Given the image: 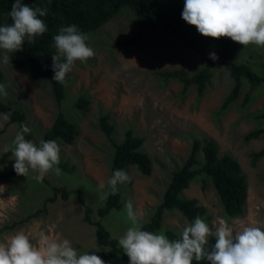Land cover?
I'll return each instance as SVG.
<instances>
[{
	"label": "rangeland",
	"instance_id": "374dc122",
	"mask_svg": "<svg viewBox=\"0 0 264 264\" xmlns=\"http://www.w3.org/2000/svg\"><path fill=\"white\" fill-rule=\"evenodd\" d=\"M134 27L133 14L122 8L114 18L88 34V46L93 49L94 56L83 62H74L60 107L79 132L72 144L55 141L61 161L73 168L70 171L59 168L57 173L58 167L54 165L42 181L35 179L37 173L32 170L25 177L16 175L0 181V242L23 231L34 247L41 250V233L53 240H69L78 255L91 254L97 249L94 226L83 220V206L74 191L66 199L58 196L47 204L45 212L27 222L9 229H3V226L38 208L43 198L52 193V187L81 188V199L91 207V218L97 219L96 209L103 204L107 194L113 154L112 144L99 129L101 114H106L113 123L115 141H121L124 131L130 128L134 134L143 137L142 149L152 159L149 175H141L133 166L122 169L131 178L118 184L122 207L111 210L102 219L112 236L119 240L132 226L125 207L129 200L139 225L149 219L161 200L171 172L186 158L192 138L204 136L217 143L220 154L228 153L239 162L247 180L244 212L238 217L224 216L211 183L207 181V186L201 188V177L191 181L182 195L195 198L206 208V216L202 219L213 231L221 221L226 222L234 234L241 224L259 226L264 230V156L256 161L255 166L249 164L250 152L264 146V134L244 140L247 132L264 126V120L254 118L264 110V84L255 89L256 94L246 108H240V98L247 86L227 111L217 115L232 85L228 66L216 64L212 67L211 82L202 95L198 96L194 87L182 94L178 81L164 80L154 71L177 70L190 75L203 65L202 59L182 47L179 41L163 34L153 35L137 47L111 46L112 42L127 37ZM237 45L233 60L248 62L256 72L264 74L262 47ZM5 57L6 51L0 49V69L4 73L7 93L1 94L2 98L15 99L25 110L24 126L30 129L31 141L38 146L43 131L54 119L57 105L46 81L31 79L24 71L14 69ZM79 95L90 101L85 112L74 106ZM4 122L0 114V128ZM18 131L17 123H10L0 133V156L5 147L12 146ZM13 159L10 155L0 163V173L13 168ZM191 223L179 211L168 209L162 226L153 232L165 234L166 229H171L180 233ZM103 261L105 264H119L118 258Z\"/></svg>",
	"mask_w": 264,
	"mask_h": 264
},
{
	"label": "trees",
	"instance_id": "16d2710c",
	"mask_svg": "<svg viewBox=\"0 0 264 264\" xmlns=\"http://www.w3.org/2000/svg\"><path fill=\"white\" fill-rule=\"evenodd\" d=\"M14 0H0V26L11 24L8 13ZM30 7L47 8V15L41 17L47 26V32L37 36L33 43L25 39L22 49L17 52H7L10 65L17 70L24 71L33 80L46 81L50 87L52 98L57 105V112L52 123L43 131L41 140L61 141L64 144H72L78 135L76 124L71 121L61 110V104L66 96V83L69 73L66 75V83L61 84L53 80L51 56L55 54L53 37L59 33L62 26L76 25L79 31L87 35L102 27L106 22L114 18L122 8L128 9L134 17V30L125 38L112 42L114 48L128 49L137 47L153 35L163 34L180 42L182 47L197 54L203 61V65L190 75H185L177 70L154 71V74L164 80L173 79L181 84L182 94H186L194 87L198 96L202 95L207 85L211 82L212 67L216 64L228 66V73L232 85L224 96L217 115L227 111L230 106L240 98L243 88L247 90L240 98V108L244 109L252 102L255 89L264 84V74L256 72L250 63L233 60L238 45L230 38L221 37L214 39L198 33L194 26L187 24L182 18L184 3L182 0H21ZM264 50V47H262ZM215 53L217 60L210 59V54ZM0 85L5 86V77L0 69ZM89 99L79 95L74 106L85 112L88 110ZM11 113L0 128L3 132L10 123H17L19 129L25 125L26 112L13 98H2L0 94V114ZM258 121L264 120V110L254 115ZM99 129L113 146L111 156L110 176L114 171L122 170L130 166L135 167L141 175H149L152 166L151 157L142 149L143 137L134 134L127 128L121 141L113 138L114 125L108 120L106 114L98 117ZM264 134V126L255 128L244 135V140L259 138ZM25 139L31 141L30 133H24ZM40 140V141H41ZM39 141V143H40ZM39 146V145H38ZM11 151L3 152L0 163L4 162ZM264 156V146L249 154L250 166H255L256 161ZM58 168L70 171L66 162L61 161ZM17 174L13 168L0 173V181L15 177ZM202 178L201 188L204 189L209 181L218 197L222 212L226 217H238L244 212L247 196V180L239 162L228 153L220 154L217 143L209 137H193L189 152L182 164L175 168L162 193L161 200L154 207L149 219L143 222L142 230L153 232L162 226L163 216L166 210L175 209L190 222L199 216H206V208L199 204L195 198H186L182 191L188 187L191 181ZM80 189H66L65 187H52V193L43 198L41 205L34 211L27 213L18 221L4 225L3 229H9L20 223L27 222L41 212L46 211L49 202H54L58 196L66 199L73 191L77 194L79 202L83 206V220L94 226V236L97 249L91 254L99 256L102 260L119 259V264H129L128 257L118 244V239L104 226L102 219L113 209H121L122 199L119 186L117 193L111 194L108 185L105 200L96 209L97 219L91 218L92 209L80 197ZM181 233L166 229L165 234L171 240L181 238ZM206 249L214 245L215 237L209 236ZM193 264H209L206 260L195 261Z\"/></svg>",
	"mask_w": 264,
	"mask_h": 264
},
{
	"label": "clouds",
	"instance_id": "9594fccd",
	"mask_svg": "<svg viewBox=\"0 0 264 264\" xmlns=\"http://www.w3.org/2000/svg\"><path fill=\"white\" fill-rule=\"evenodd\" d=\"M47 12V8H33L21 0H14L8 13L12 23L0 26V49L20 51L25 39L33 43L35 37L47 32L41 19ZM181 18L202 36L227 37L242 46L264 47V0H184ZM86 40L87 35L76 25L60 27L59 33L53 37L56 50L51 56L53 80L66 83V75L75 61L83 62L94 56ZM210 59L215 61L218 57L211 53ZM0 94L7 95L3 85H0ZM10 116L11 113L4 114L3 119L8 120ZM29 131L28 127L22 126L12 146L5 147L4 151H11L17 175L25 177L32 170L37 173L35 179L42 181L54 165L59 164L60 149L52 140H41L39 146L26 140L24 133ZM59 171L56 168V172ZM130 179L123 170L114 171L108 180L111 194L117 193L118 184ZM125 207L132 226L119 238L118 244L129 264H193V260H206L209 264H264V230L259 226L241 224L234 234L233 229L221 221L213 231L204 219L197 216L194 222L183 228L180 239L170 240L163 233L142 230L130 200ZM209 236H214L215 242L206 249ZM40 237L43 250L34 247L23 231L0 242V264H105L95 254L78 255L67 239L57 241L43 233Z\"/></svg>",
	"mask_w": 264,
	"mask_h": 264
}]
</instances>
